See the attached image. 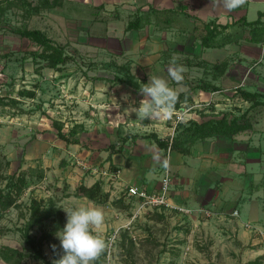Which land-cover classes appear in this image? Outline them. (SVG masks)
I'll list each match as a JSON object with an SVG mask.
<instances>
[{"label":"rangeland","instance_id":"1","mask_svg":"<svg viewBox=\"0 0 264 264\" xmlns=\"http://www.w3.org/2000/svg\"><path fill=\"white\" fill-rule=\"evenodd\" d=\"M110 1L68 0L65 2L64 12H68L70 15L69 42L61 43L51 38L58 44L66 46V54L70 55L72 60L59 70L48 68L47 62L38 57L42 51L40 47L14 33L16 28L44 30L46 26L45 11L30 18H25L21 10L14 8L8 10L4 16H0V98L5 103L17 102L16 105L0 106V142L3 143L0 144V162L3 165L0 174L8 176L18 171H25L30 182L27 190L15 206L5 211L0 210V249L2 247H11L29 254L21 230L24 228L29 216L28 208L31 199L54 198L65 215L64 225L66 224V213L63 208L80 206V198L73 195L74 190L70 188L71 185L68 184L67 178L64 177L65 173L61 170L66 165L62 161L63 159L59 161L60 154L67 147L66 142L58 138L56 130L48 120L49 114L43 110L45 103L54 112L57 110L62 111L58 106H64L63 109L76 112L78 108L80 109L77 98H68L66 94L80 97V85L86 87L91 84L89 89L91 94L96 91L95 86H98L101 92H106V90L109 92V85L114 88L111 90V101L116 105L117 110H120V108L123 110L122 108L125 109V106L130 107V105L139 107L141 97L137 95L131 97L130 92H134L133 89L125 83L118 82L119 78H127V69L130 68L129 61L126 58H115L110 55V52L98 48L97 45L94 46V44H101V42L94 43L91 41L90 43V40H88L87 44H83L84 40L80 36H83L82 31H84L85 25L72 18V16L77 17L78 15L81 18L89 16L90 19L95 16L98 17L96 20L99 22L112 20L113 17L109 14H112L114 8ZM102 3L106 7L95 8V6ZM126 10L128 8L123 9V11ZM123 15L125 19H129L132 16V14H127L126 12ZM248 17L251 20L253 17L256 18V14L250 11ZM232 19L235 20L232 17L228 21L231 22ZM236 29L241 33L244 31L242 25ZM59 36V31H57L56 38ZM229 38L231 39L232 37H225V35L220 37L221 40ZM186 41L181 46L182 56L178 61H175L177 66H182L184 69L183 80L180 83L172 82L170 87L181 85V88H175L176 92L187 90L190 86L194 87L195 101L189 95L192 98L191 103L183 105L184 110L188 111V120L184 123L176 124V113L151 120L137 119L135 115L132 119L127 120V124H119L121 130L127 128L134 132L142 133L152 127L153 130L158 129V132L167 131L172 133V128L175 124V137L180 130V126L187 124L191 120L206 121L211 118H220L223 115L232 117L243 114L250 104L243 101L237 94V91L241 89L252 93L260 92L264 95V47L262 48L261 46L256 50L257 52L262 51L263 55H260L257 60L245 61V63L241 62V60L237 62L243 65L241 67L244 71L238 83H231V81L219 82L220 91L216 93L197 89L200 84H212L215 80H211V78L219 70L206 66L199 59L205 49L197 38L191 37ZM246 44L249 43L246 42ZM232 49L233 46L231 45L223 50L206 49L205 53H209L213 59L221 61L224 57L231 54ZM185 52H189V54H184ZM191 55L193 59L186 57ZM166 61L170 65L173 59L170 57ZM233 61L235 60L227 62L228 67L226 69L231 71L235 69ZM53 71L59 72L61 75L50 74ZM138 76H135V78ZM145 83L147 82H144V80L140 82V84ZM23 90L35 92L36 97L34 99L19 97V92ZM46 108L48 110V107ZM36 113L40 117H36L33 122L22 119L25 115L31 116ZM252 114L254 119L264 120V106L256 108ZM19 116L20 119L18 120ZM53 121L57 120L53 119ZM75 121L71 119L66 120L64 123L62 122L66 134H69V131L78 126L77 131L80 136V124H76ZM29 126H37V131L32 134L31 131L29 132ZM38 126H40L39 128L53 129L54 136L49 134L44 136V132L40 131ZM261 126L264 127V123ZM119 137L117 142L124 141L125 137L122 134ZM166 137L169 138V136ZM34 139H38L41 142L50 141V145H55L56 142L63 146L50 147L47 156L50 157L51 163L47 173L44 169L39 168V163H36V168L27 167L28 160L25 158L28 156L30 143L34 144ZM41 155L43 154L38 153L37 158L32 160L34 165L36 161L40 160ZM7 162H10V165H6ZM77 162L71 166H79ZM248 167L257 171L255 182L257 184L263 183L264 187V175L260 176L261 168L264 167V154L262 166L252 164ZM59 170H61L62 176H60ZM244 182H246L245 179ZM5 183L3 182L2 184L4 185ZM251 191L253 190L249 191L250 194H252ZM66 192L70 194L69 197H64ZM253 193L254 198L255 195L260 196L264 193V188L260 192L254 191ZM213 195L214 193L210 194V196ZM96 206L102 207L105 214H115L117 216V226L112 224V220L105 221L106 225L110 226H108L106 231L100 232V235L108 242V245L114 232L117 230L119 233L118 239L111 249L110 257H108V247L106 249L107 254L104 257L102 256L103 258L101 257L102 264H244L253 261L258 255L255 247L251 245L243 247L237 238L230 237L229 232L224 227L225 232H220L218 236L206 235L205 233L197 235L196 244L193 248H190L186 255L188 248L187 232L194 225L187 217L175 212L165 215L156 210H147L132 220L135 206L133 200L129 201L128 199L124 201V206H131L129 210H119L113 205L112 207L109 205ZM205 206L215 210V207L211 205L206 204ZM258 208L256 211L255 204L247 207L241 204L239 209L245 220L252 221L257 216L260 217ZM157 214H163V219H159ZM217 221L218 219H215L214 216L205 218L200 220L199 226L219 229L220 225H217ZM124 222L128 223L124 225ZM32 235L39 237L41 232L35 229L32 231ZM261 246L264 247V244H261ZM56 247L62 256L63 250L60 247L58 237H56ZM44 251L49 259H53L48 243L44 245ZM0 264L6 263L0 258ZM23 264L43 263L29 255Z\"/></svg>","mask_w":264,"mask_h":264},{"label":"crops","instance_id":"2","mask_svg":"<svg viewBox=\"0 0 264 264\" xmlns=\"http://www.w3.org/2000/svg\"><path fill=\"white\" fill-rule=\"evenodd\" d=\"M67 1H62L60 7L47 10L44 13L46 20L44 31L61 43L69 42L70 15L68 12H64L65 2ZM110 2H112L114 10L119 12L120 18H112L107 22H99L96 20L98 17L95 16L91 18L92 21L89 16L81 18L77 15V17L72 16V18L85 25V29L82 31L83 36H80L84 40L83 44H87L88 40H90V43L91 41L94 43L101 42V44H94V46L97 45L98 48L110 52V55L115 58H126L130 63V68L126 69L134 77L139 75L136 77L139 82L144 80L148 83L151 74L167 79L169 86L172 82L178 83L168 77L169 65L166 60L171 57L178 61L182 56L181 46L189 38H197L201 42V37L205 33L204 27L210 22L219 26L229 25V29L225 33L232 38L230 43L223 47L204 48L205 51L206 49L223 50L231 45L233 49L231 54L221 61L213 59L205 51L199 59L203 61V64L210 67L235 60L233 61L235 64L234 70L226 69L213 74L211 78V80H215L212 82L213 85L219 86V82L228 81L238 83L244 71L241 67L243 65L237 62L241 60L245 63V61L257 60L260 55L263 56L262 51L257 52L256 50L261 46L263 48L264 44L244 40L242 38L243 33L236 28L240 25L244 27L243 24L238 22L239 20L246 19L248 22H253L258 20L261 13H263L261 20L264 22V0H246L242 7L233 11L226 10L223 7L222 0H111ZM102 5L106 7L102 3L95 6V8H101ZM125 8H128L129 12L128 10L123 11ZM139 11L143 13L156 12V14L152 15L149 23L144 25L143 28L127 31L126 27L129 19H125L123 13L135 15ZM250 11L256 14V18L253 17L249 20ZM232 17L235 20L228 21ZM57 31L60 34L58 38H56ZM225 33L221 36H224ZM220 37L218 40L222 42L224 39L221 40ZM246 42L249 44H246ZM184 54H189V52ZM186 57L193 59L192 55ZM50 74L61 75L56 71ZM90 85L86 87L80 85V97L66 94L68 98H77L80 109L78 108L76 112L65 110L63 109L64 106H58L62 111L57 110L54 112L51 108L49 109L47 103L43 108L49 114L48 120L51 124L53 119L61 123L74 119L76 124H80V136L77 134L75 137H70L71 140H77V143H66L67 147L59 156V161L63 159L62 161L66 165L61 170L65 173L64 177L71 185L70 188L75 190L79 184L91 187L96 182H102L104 191L110 194V201L105 205L111 207L112 202L122 196H124V201L126 199L131 201L126 195V188L129 186H139L149 192H158L161 188L162 167L157 164L156 160L157 158L164 159L165 150L149 135H156L160 140H168L166 136H170L172 133L167 131L158 132V129L153 130L152 127L142 133L127 128L121 130L119 124H127V120L132 119L136 114L134 112L128 113L127 109L129 107L126 106L125 109L122 108L123 110L121 108L120 110L116 109V105L111 101V90L114 88H111L110 85L108 87L109 92L106 90L107 93L101 92L98 86H95L96 91L93 94L89 93ZM175 88H181V85L173 87V89ZM187 90H181L177 93ZM133 91L130 92L131 97L137 95L141 97V100L143 99L140 91L134 89ZM216 93H219V91ZM195 96V93L192 92L191 97L194 101ZM46 107H48V110ZM36 117H40L39 114L25 115L22 119L33 122ZM253 120V129L250 131L240 133L234 137L218 136L195 142L191 146L190 155H183L176 150L170 152L172 170L171 201L176 205L192 210L198 208L211 210L214 213V218L218 219L217 225H220V230L213 227L202 228L199 223L200 220L205 219L203 216L196 213L191 216L181 214L194 224L187 232L188 246L191 248L197 242V235L205 233L206 235L218 236L220 232H225V228L230 237L237 238L243 247L248 245L255 247L258 252L256 258L264 256V247L261 246V244H264V240L246 228V224H251L264 230V193L260 196L255 195V198L253 193L254 191L260 192L264 188L263 183L257 184L255 182L257 171L248 167L252 164L263 165L264 127L261 124L264 123V120L254 118ZM195 121L197 120L195 119ZM39 127L38 129L44 132V136L47 134L54 136L53 129ZM63 130L66 132L65 128ZM30 131L32 134L36 132L37 126H29ZM121 134L125 139L122 142H117V138ZM133 136L138 137L134 139ZM0 144L3 143L0 142ZM56 145L63 147L56 142L55 145H50V141L41 142L34 139V144L30 143V150L25 158L28 160L27 167L36 168V163H39V168L44 169L47 173L51 163L50 157L47 155L50 147ZM38 153L43 155L34 165L32 160L37 158ZM77 161L100 169L119 170L120 179L116 186L108 184L106 180L83 170L81 166L72 167L71 165ZM261 169L263 172L260 171V176H263L264 167ZM61 170H59L60 176H62ZM244 179L246 182H244ZM251 189L253 190L251 191L252 194L249 193ZM211 193H214V197L210 196ZM251 203L255 204L256 211L259 207L260 217L257 216V218L249 221L242 217L239 208L241 204H244L245 207L252 206ZM206 204L215 207V210L206 207ZM96 205L85 197L80 198V206ZM234 211L238 212V217L232 215ZM167 213L172 212H164L165 215ZM116 219L115 214H105V221L112 220L114 226H117ZM127 223L124 222V225ZM108 226L110 225L105 223L101 232L106 231ZM203 229L205 230L203 231Z\"/></svg>","mask_w":264,"mask_h":264},{"label":"trees","instance_id":"3","mask_svg":"<svg viewBox=\"0 0 264 264\" xmlns=\"http://www.w3.org/2000/svg\"><path fill=\"white\" fill-rule=\"evenodd\" d=\"M63 0H0V16H4L8 10L18 9L21 10L25 18H30L33 15H38L43 11L55 9L62 5ZM104 6L102 5L101 8ZM156 12H141L132 15L126 27L127 31L139 30L149 23L152 15ZM112 17L120 18L119 12L113 10ZM263 13L260 14L258 20L248 22L246 19L239 20L238 22L244 25V32L242 38L248 42L264 44V22L261 20ZM229 29V25L219 26L216 23H208L205 25V33L201 37V44L204 48H217L223 47L227 43H230L229 39H224L222 42L218 38ZM14 33L21 37L28 39L41 48V52L38 57L47 62V67L59 70L61 67L67 65L72 57L66 54V46L60 45L55 42L46 31L41 29H28V28H16ZM230 37L225 33V37ZM228 67L227 62L216 64L213 69L219 71H225ZM222 69V70H220ZM119 83H125L132 89L140 91L142 84L127 70V78L118 79ZM146 84V83H145ZM205 92H218L219 87L213 84H200L197 86ZM194 87L190 86L187 91L177 93L178 100L175 105V110L179 111L184 109L185 103H191L192 98L189 97L194 91ZM237 94L240 98L249 103L250 106L239 116L223 115L220 118H211L203 122H197L195 120L189 121L185 125L180 126L178 134L174 137L172 143V150H176L183 155H190L191 146L197 141L206 140L212 137H234L240 133L250 131L253 129V114L252 112L258 108L264 106V95L260 92H248L246 90H239ZM19 97H26L34 99L36 93L33 91L23 90L19 92ZM17 102L5 103L0 98V106L16 105ZM54 129L57 132L58 138L65 141L67 144L77 143V140H71L70 137H75L78 134L77 127L69 131V134L64 132V125L61 122L53 121ZM138 136H133L136 139ZM149 137L155 139L158 145L167 150L169 143L168 140H160L156 135L150 134ZM6 165H10L7 162ZM3 165L0 162V170ZM3 182H6L4 185ZM3 185V186H2ZM30 185L28 174L25 171H18L11 175L4 176L0 174V210L5 211L15 206L21 199L28 186ZM66 187V186H65ZM73 195L77 198L85 197L89 201L97 205H105L110 201V194L104 191L102 182H96L91 187H87L84 184H79L74 190ZM69 193H65L64 197H69ZM112 205L119 210H129L131 206H124V196L112 202ZM29 216L26 220L24 228L21 230L23 240L26 245V249L29 254L24 253L15 248L2 247L0 249V258L6 264H23L24 260L30 255L42 262L43 264H53L54 260H58L61 255L59 249L56 246L57 233L63 229L65 223V215L62 209L57 205V201L54 198L49 199H37L33 198L30 201L28 208ZM159 219H163V214H157ZM38 229L41 232L39 237L33 236L32 231ZM48 243L53 254V259H49L44 251V245ZM107 254V250L102 255ZM101 256V257H102ZM101 257L96 264H102ZM102 257V258H103ZM134 264V263H130ZM244 264H264V256H259L255 260Z\"/></svg>","mask_w":264,"mask_h":264},{"label":"clouds","instance_id":"4","mask_svg":"<svg viewBox=\"0 0 264 264\" xmlns=\"http://www.w3.org/2000/svg\"><path fill=\"white\" fill-rule=\"evenodd\" d=\"M223 7L233 11L242 7L246 0H222ZM168 77L176 82L183 80V67L175 64V59L168 67ZM140 93L143 99L139 107L130 105L129 112H134L137 119L151 120L169 116L175 110L178 95L175 89L169 86L167 79L149 75V81L142 84ZM157 164L168 168L166 159L157 158ZM66 213V224L57 233L63 255L54 260L53 264H96V261L105 253L108 242L100 235L105 223V213L99 206H79L63 208ZM55 245L52 248L55 250Z\"/></svg>","mask_w":264,"mask_h":264},{"label":"built area","instance_id":"5","mask_svg":"<svg viewBox=\"0 0 264 264\" xmlns=\"http://www.w3.org/2000/svg\"><path fill=\"white\" fill-rule=\"evenodd\" d=\"M187 112L188 111L184 109H181L179 111L174 110L173 113L177 114V121L175 123L178 124V123L186 122L188 120ZM175 129L176 126L174 124L172 128L173 132L168 138L169 146L167 150H165V157H164V159L168 161L169 166L166 171L164 168H162V179H161L160 190L158 192H149L147 189L139 186H129L126 188V195L130 200H133V204L135 206L132 220L136 219L147 210H151V211L156 210L160 213L175 212L186 216H191L196 213L200 216H203L204 218H211L214 216V213L211 210L205 208H198L197 210H192L176 205L171 201L170 191L172 184V170H171V162H170V152L172 150L171 146L174 139ZM77 164L79 165V167L81 166L83 170L89 171L92 174L99 177L100 179L106 180L108 184H112L116 186L118 180L120 179L119 170L110 171L109 169H100L99 167L84 165V163L80 161H78ZM232 215L238 217L239 214L237 211H234ZM246 228H248L253 233L257 234L261 239L264 240V230L260 229L259 227H255L251 224H246ZM118 234L119 233L116 230L112 235L111 239L109 240L108 257H110L111 249L118 239ZM190 248L191 247L188 246L186 255L188 254Z\"/></svg>","mask_w":264,"mask_h":264}]
</instances>
